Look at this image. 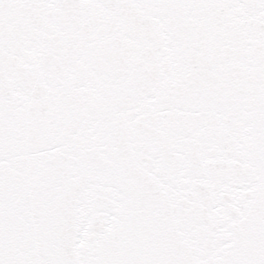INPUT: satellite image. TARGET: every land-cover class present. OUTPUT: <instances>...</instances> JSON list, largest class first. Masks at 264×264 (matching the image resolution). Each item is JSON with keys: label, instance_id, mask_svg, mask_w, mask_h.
I'll return each mask as SVG.
<instances>
[{"label": "snow or ice", "instance_id": "1", "mask_svg": "<svg viewBox=\"0 0 264 264\" xmlns=\"http://www.w3.org/2000/svg\"><path fill=\"white\" fill-rule=\"evenodd\" d=\"M0 264H264V0H0Z\"/></svg>", "mask_w": 264, "mask_h": 264}]
</instances>
